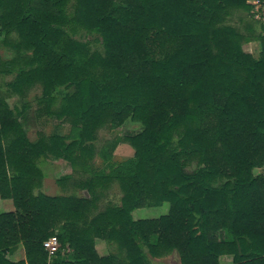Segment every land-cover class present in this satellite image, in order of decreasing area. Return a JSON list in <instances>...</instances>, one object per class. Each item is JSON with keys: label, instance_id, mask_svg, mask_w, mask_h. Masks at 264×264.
I'll return each instance as SVG.
<instances>
[{"label": "trees", "instance_id": "trees-1", "mask_svg": "<svg viewBox=\"0 0 264 264\" xmlns=\"http://www.w3.org/2000/svg\"><path fill=\"white\" fill-rule=\"evenodd\" d=\"M247 1L0 0V45L13 55L0 76L15 70L7 91L24 98L39 86L37 118L71 128L30 141L27 105L10 108L0 92V198L14 207L0 213V264H146L172 252L179 264H264V173H253L264 167V37ZM80 31L100 45L74 39ZM254 40L257 58L242 49ZM127 120L141 127L123 138L132 158L114 163L102 147L107 173L75 184L88 197L41 193V158L85 166L96 131ZM114 181L119 203L98 210ZM50 237L59 248L48 260ZM17 246L24 259L12 261Z\"/></svg>", "mask_w": 264, "mask_h": 264}, {"label": "rangeland", "instance_id": "rangeland-1", "mask_svg": "<svg viewBox=\"0 0 264 264\" xmlns=\"http://www.w3.org/2000/svg\"><path fill=\"white\" fill-rule=\"evenodd\" d=\"M250 0L247 1V4ZM250 14V13H249ZM249 23L252 25L255 34L260 36V28L257 23L253 21L248 15ZM72 37L76 40H81L86 42L90 46H99L100 39L96 34H88L84 31H80ZM264 37V36H262ZM2 38H0L1 42ZM242 49L245 53L251 54L254 58L258 57L259 53V42L254 40L252 42L243 43ZM13 55L7 50L2 48L0 45V59L3 61H10ZM12 75H1L0 76V92L3 93L10 108L20 109L22 104H26L27 108L24 111V115L21 119L23 123L24 130L26 131L27 138L30 141H35L37 139L38 133H42L46 136L58 135L66 137L70 135V126L64 120H59L55 116L47 117L42 115L40 118L36 116V110L38 109V99L41 98V88L39 86L33 87L24 98H20L17 95H12L7 91L6 84L9 83L15 74V70L12 71ZM72 89H66V93L71 94ZM60 106V99H58L52 108L55 112ZM140 124L134 123L130 120L125 121V123L118 129L109 131L107 128L103 127L96 131V140L94 142L95 153L87 162V165L82 166L80 164L71 166L67 161L62 159H54L52 157L41 158L38 161V168L42 173L41 188L40 191L46 196H61V195H72L75 197H88L87 190L80 187H76L75 184L79 182H84L85 179L89 178L92 172L107 173L105 168V163L99 157L98 151L105 146H108V151L111 154V161L114 163H121L132 158L134 150L130 145L123 141V138L129 135L136 134L140 131ZM71 139L66 140V144L70 143ZM195 169V166H191L188 170ZM254 174L264 173V167L262 169H256L253 171ZM69 177L65 184H61L57 180L63 177ZM121 197V192L117 182L110 183L103 191V195L100 198L98 210H102L107 202L119 203ZM7 201V202H2ZM14 207L11 200H3L0 198V213L13 212ZM168 211V204L158 208H141L135 210L132 215L133 220L138 219H150L156 218L160 215L166 214ZM220 238L224 240L225 236L220 235ZM17 246L12 252H15ZM96 248L103 254L113 251V246L107 244L101 240H96ZM224 257L223 259H221ZM220 258L221 264H231L230 256H222ZM52 259L48 256V260ZM146 264H179L178 256L175 252L161 258L154 259L145 255Z\"/></svg>", "mask_w": 264, "mask_h": 264}, {"label": "built area", "instance_id": "built-area-1", "mask_svg": "<svg viewBox=\"0 0 264 264\" xmlns=\"http://www.w3.org/2000/svg\"><path fill=\"white\" fill-rule=\"evenodd\" d=\"M248 5L250 7L251 18L259 25L260 33L264 36V0H250ZM44 248L49 257L54 256L59 248L57 238H48V240L44 243Z\"/></svg>", "mask_w": 264, "mask_h": 264}, {"label": "crops", "instance_id": "crops-1", "mask_svg": "<svg viewBox=\"0 0 264 264\" xmlns=\"http://www.w3.org/2000/svg\"><path fill=\"white\" fill-rule=\"evenodd\" d=\"M2 202H7V201H2ZM135 212V211H134ZM133 215V213H132ZM134 219V218H133ZM137 220V219H136ZM98 250V249H97ZM226 257V256H225ZM7 258L12 260V261H18L20 259H24V252L22 248H17L15 252H11L7 255ZM222 257L221 259H223Z\"/></svg>", "mask_w": 264, "mask_h": 264}]
</instances>
